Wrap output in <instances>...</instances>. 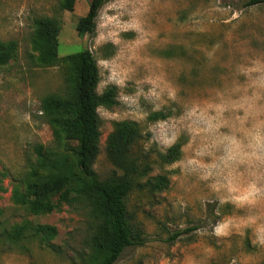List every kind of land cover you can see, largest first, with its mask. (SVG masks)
I'll use <instances>...</instances> for the list:
<instances>
[{
    "label": "rangeland",
    "instance_id": "374dc122",
    "mask_svg": "<svg viewBox=\"0 0 264 264\" xmlns=\"http://www.w3.org/2000/svg\"><path fill=\"white\" fill-rule=\"evenodd\" d=\"M248 1L111 0L95 32L80 38L76 25L87 0H76L73 11H61L60 0H0V41L17 44L0 68V264H82L86 254L84 204L35 216L13 199L36 163L35 148L54 146L42 99L67 92L62 59L82 49L98 62L97 93L112 86L117 93L113 108L98 109L99 177L115 170L109 135L129 121L143 132L136 155L151 163V175L170 179L163 193L131 194L129 210L146 242L127 248L115 264L264 262V4ZM57 15L61 61L38 65L34 20ZM157 111L168 117L150 121ZM179 139L180 159L163 165L159 155ZM24 222L54 226V247L40 239L9 243L4 231Z\"/></svg>",
    "mask_w": 264,
    "mask_h": 264
},
{
    "label": "trees",
    "instance_id": "16d2710c",
    "mask_svg": "<svg viewBox=\"0 0 264 264\" xmlns=\"http://www.w3.org/2000/svg\"><path fill=\"white\" fill-rule=\"evenodd\" d=\"M87 1L88 12L76 25L80 38L95 32L98 13L111 0ZM75 3L76 0H60V10L73 11ZM258 4H264V0H249L246 5ZM61 25L58 15L34 20L32 45L38 54V65L49 67L61 61L58 53ZM16 51V42L0 41V68L13 59ZM62 63L67 66V92L47 95L41 103V111L52 129L54 146L35 148L36 163L31 166L23 190L13 191V199L35 216L59 211L66 204H84L89 231L82 264H115L127 248L146 242L142 226L129 210L131 194L134 190L151 196L163 193L170 188V179L167 173L151 175V163L136 155L134 149L143 132L139 124L129 121L116 123L109 135L106 153L115 170L106 178L99 177L94 169L101 138L98 109H111L117 104L116 87L97 93L100 71L89 49L65 56ZM167 117L165 111H157L148 119L156 122ZM184 143L179 139L160 154V162L170 165L179 160ZM4 178L5 173L0 170V192L4 191ZM56 234L54 226L24 222L5 230L3 235L12 244L40 239L53 248L51 241ZM180 236L181 233H176L172 240Z\"/></svg>",
    "mask_w": 264,
    "mask_h": 264
},
{
    "label": "clouds",
    "instance_id": "9594fccd",
    "mask_svg": "<svg viewBox=\"0 0 264 264\" xmlns=\"http://www.w3.org/2000/svg\"><path fill=\"white\" fill-rule=\"evenodd\" d=\"M217 231L219 232V231H220V229H217Z\"/></svg>",
    "mask_w": 264,
    "mask_h": 264
}]
</instances>
